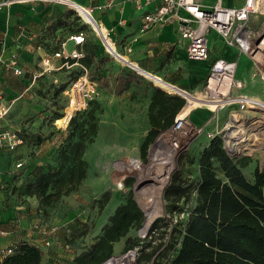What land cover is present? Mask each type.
I'll list each match as a JSON object with an SVG mask.
<instances>
[{"label": "rangeland", "instance_id": "374dc122", "mask_svg": "<svg viewBox=\"0 0 264 264\" xmlns=\"http://www.w3.org/2000/svg\"><path fill=\"white\" fill-rule=\"evenodd\" d=\"M96 1L92 0L91 4L93 6L97 5ZM237 1L233 0L234 3ZM80 2L87 4L89 0H84V2L80 0ZM67 11L69 13L65 14ZM70 11H72V14ZM58 17H60L58 23H63V18L68 19L67 17H69V22L72 18H75L73 10H69L66 6L59 9ZM17 25H19V28L21 27L20 24ZM27 32L28 35H31V32ZM87 34L90 36L91 43L93 41L99 45L98 47H102L101 40L93 29H89ZM216 40L221 44L219 38ZM115 42L117 51L123 53L125 60L119 61V59L106 52L104 48L102 51L99 50L98 54L102 58V63H98V56L96 59H91L87 69L91 78L98 84V96L88 100L85 107L79 109L76 120L69 123L68 126L69 117L75 104L72 103L69 106L68 97H63L60 89V85L67 84V70H62L61 73L56 75L58 77L57 82H51V80L44 79L41 76L35 84L30 85L28 80H20L16 77L21 84L18 85L17 91H13L11 94V96L17 97H10L5 101L8 109L0 118V129L18 131L24 139L23 144L16 149V152L0 154V170L5 172L12 170L17 158L23 159V165L26 169L24 171L47 172L61 168L64 173L67 167L73 164V155L64 154L67 148L80 136L84 138L85 142L88 139L93 141L87 143L82 155L87 164L85 178L68 195L60 194L57 198L53 197L43 210L38 209V201L34 197L28 198L19 195V188L17 190L18 186L21 189L23 188L31 178V174L23 171V176L20 179L16 176L12 177L13 182L11 184L17 183L18 186L13 187L10 195H3L1 197L3 200L0 201V223L7 225V229H3L7 231L0 235V247L3 248L8 245L12 237L17 239L21 237L23 240L33 242L32 234L36 231L32 228V224L41 220L45 224L44 229L47 227L45 230L46 236L50 241L49 246L44 248L42 257L51 247L54 248L57 259L63 261L58 264H71L73 254L88 248L95 240L98 226L101 223L100 214L97 212V199L105 190H109L111 195L115 197L114 202L119 198L118 196L125 199L128 191H131L132 197L143 210L142 223L144 222V207L139 201L137 190H133V184L147 177L149 181L142 184L139 189L148 187L149 183L153 181L151 180L152 175H147V173H150L148 169L152 167L153 163L164 162L165 158H162V156L168 151L166 146L170 145L167 141H163L161 146L155 147L154 145L151 147V142L147 147L145 156H142L141 146L149 128L147 107L150 94L141 91L140 88L133 87L116 94L113 90L112 78L120 70L130 69L143 76L146 81L160 87L151 76L140 73L139 68L152 75L159 76L175 88H182L197 95L203 87L205 74L202 78V74L191 68L188 63L189 58L185 57L183 52L180 54L174 51L171 45L168 46L172 47L170 60H164L163 62L155 60L152 63L151 58L156 56L157 51L151 53V51L148 52V48L132 47L131 42L129 43L131 49L125 51L122 44L119 45L117 41ZM213 51H217V46L213 48ZM146 53L151 54L147 56ZM145 63H149V69L145 68ZM198 64L202 66L203 70L207 69V61H201ZM34 66L36 67V65ZM6 70L11 71L10 69ZM71 71L73 73L78 72L75 68H72ZM249 73V61L245 55H242L238 61V76L248 82V85H250ZM190 78H193V82L188 83L186 79ZM106 80L108 85L104 83ZM254 86L255 91L250 87H247L245 91L256 92L259 98L264 100V93H262L260 85ZM163 90L166 93L176 95V90L172 92ZM190 109L192 110L187 113L186 118L195 125H203L210 113L208 108L193 104ZM223 116L222 112L220 122H222ZM207 131V127L204 128L185 150L178 152L174 157L171 172L159 193L160 211L154 215L149 224L150 227H148L146 233L144 232L147 235L153 224H156L157 229L154 230L152 237L140 241L142 245H145L143 247L133 245L128 249L124 248L128 238L132 240L136 237L143 239L142 232H139L141 223L139 227L130 229L125 237L114 244L111 256H123L131 250L135 254L133 264H137L136 261L140 255L154 248L153 264H170L165 253L167 255L172 254L173 249L170 250V245L173 241L171 235H168L167 232V235L163 236L164 234H162L161 236V226L167 231L171 228L182 227L188 212L195 204L196 183L199 177L198 158L202 149L210 141ZM158 136L159 134L156 138ZM130 159L139 160L143 168L141 167L135 172L123 173L120 166ZM256 168H264L263 150L256 159H251L246 166L241 168V171L248 180H252ZM16 172L19 175L22 174L21 170ZM174 177L182 184H189L190 188L187 200L181 199L178 203L170 205L164 198V192ZM129 178H132V184L127 186L126 181ZM145 188L143 191L147 193L146 190L148 189ZM64 189L65 187L62 188V191ZM54 190L55 188L49 189V192L52 193ZM29 204L33 208H27ZM84 229L87 231L85 234L83 233ZM35 234L38 237L40 235ZM159 243L162 244L158 245ZM62 254L65 256H57ZM142 263L148 264V262L145 263V260H142Z\"/></svg>", "mask_w": 264, "mask_h": 264}, {"label": "built area", "instance_id": "2783aa9c", "mask_svg": "<svg viewBox=\"0 0 264 264\" xmlns=\"http://www.w3.org/2000/svg\"><path fill=\"white\" fill-rule=\"evenodd\" d=\"M126 1L142 8L136 29L139 33L173 25L186 56L192 60L207 61L203 87L197 95L182 88H175V93L184 98L185 104L175 116L174 123L159 133L158 140L163 138L170 147L181 152L207 127L209 139L218 137L224 152L230 158L256 159L260 152L264 151V100L260 99L256 92H247L245 89L250 87L255 91L254 85H260L264 93V0H243L237 6L226 5L224 0H215L210 5L201 0ZM113 2L114 0H107L97 7L106 9L111 7ZM39 3L62 5L73 10L77 25L70 26L75 27L74 30L67 27L65 35L55 44V48L41 58L40 70L26 71L15 53H11L6 59L0 53V67L10 69L19 78H27L30 85L46 72L67 70L68 80L62 89V95L68 97L69 106L75 104L72 116L81 107H85L88 100L98 96L97 82L91 78L87 67L80 63V58L85 54L83 45L88 30L95 31L104 50L110 55L119 60H124V56L115 47L116 42L112 35L114 29H105L98 24L92 15L95 9L92 5L85 6L74 0H0V12L9 11L14 4L33 7ZM81 11L88 14L90 20L85 19ZM117 22L123 24L124 19L120 18ZM83 24L87 27L77 29L78 25ZM212 34H215L222 44L215 53L212 52L215 47ZM129 43L122 44L125 51L131 49ZM227 50H232V53L226 54ZM242 55L249 61L250 85L238 76V61ZM52 59L57 62L53 63ZM72 68L78 72L73 73ZM2 94L0 93V118L8 109ZM192 99L197 100V106H206L210 111L203 125H195L186 118L187 113L192 110ZM222 112L224 116L220 122ZM22 144L23 138L19 136L18 131L0 129V154H12ZM18 170L22 173L26 169L23 159L16 158L12 170L0 171V195H10L12 188L18 186L17 183L11 184L13 176L18 179L23 176V173L19 175L16 172ZM27 208L33 206L29 204ZM44 225L41 220L32 224L36 231L34 233L41 236L42 251L43 247L50 244L45 231L47 227L44 229ZM148 227L150 226L143 229L141 225L139 228L142 237L146 236ZM4 232L6 231L0 229V235ZM130 252L134 258L133 251L127 253ZM9 253L11 244L0 247V261L3 255Z\"/></svg>", "mask_w": 264, "mask_h": 264}, {"label": "trees", "instance_id": "16d2710c", "mask_svg": "<svg viewBox=\"0 0 264 264\" xmlns=\"http://www.w3.org/2000/svg\"><path fill=\"white\" fill-rule=\"evenodd\" d=\"M70 12L72 14V11ZM68 13L69 11L65 14ZM76 19V16L72 18L71 23L67 24L68 27H71V24L77 25ZM86 27L85 24L78 25L77 29ZM71 28L74 30L75 27ZM97 48V44L93 41L91 43L90 36H87L83 45L85 54L80 58V63L87 67L91 59L98 58ZM98 63H102V58L99 57ZM104 83L108 85L107 80ZM65 85H60V89ZM112 86L116 94L132 87L150 94L147 107L149 128L141 146L144 157L148 145L160 132L174 123L175 116L184 106L185 100L177 94L166 93L163 90L165 88L153 85L130 69L120 70L112 78ZM78 111L70 117L67 126L76 120ZM92 141L88 139L85 142L80 136L67 148L64 154L73 155V164L69 165L64 173L61 168L47 172L29 170L31 178L22 189L17 187L19 195L34 197L38 201L39 210H43L53 197L68 195L86 176L87 164L82 155L87 143ZM250 160L248 157L236 160L230 158L224 152L218 137L212 138L202 149L198 158L199 177L194 206L188 212L182 227L167 231L161 226V236L167 235V232L173 241L170 245V250L173 249L171 256L165 253L170 264H264V168H256L252 180H248L241 168ZM131 184L132 178L127 179L126 185ZM63 187L65 189L62 191ZM52 188L55 190L50 193L49 189ZM189 188V184H182L174 177L164 192V198L170 205L178 203L181 199L187 200ZM110 199L109 190H105L97 199L99 214ZM143 215V210L132 197V192L128 191L124 201L101 226L95 240L88 248L77 252L72 257L71 264H101L107 260L112 254L114 244L125 237L130 229L141 225ZM155 229L156 224H153L143 239H126L124 248L128 249L133 245L145 246L140 241L150 239ZM86 232L84 229L83 233ZM160 244L162 243L158 245ZM42 253L39 245L22 239L11 244V253L3 255L0 263L40 264ZM153 253L154 248L140 255L137 264H143L142 260L153 264Z\"/></svg>", "mask_w": 264, "mask_h": 264}, {"label": "crops", "instance_id": "0c3cea01", "mask_svg": "<svg viewBox=\"0 0 264 264\" xmlns=\"http://www.w3.org/2000/svg\"><path fill=\"white\" fill-rule=\"evenodd\" d=\"M79 2L85 6L92 5V0L89 2L82 3L80 0H74ZM84 2V0H82ZM107 0H97L95 3V9L93 11V16L97 20L98 24L105 29L113 28V38L118 44H124L125 42H131L132 47H137L141 49L148 48V52L157 51L156 56L152 57V63L156 60L157 62H163L164 60H170L171 58V48L180 54L183 52L185 57V50L183 48V44L179 39L178 33L175 31L173 25H166L162 28H156L149 30L145 33H139L137 29V25L139 22V17L142 12V8H137L133 2L126 0H114L113 5L106 9H99L97 6L102 5ZM204 4L210 5L215 0H201ZM243 0H238L237 2H233V0L223 1L226 5L237 6L242 3ZM93 6V5H92ZM62 8V5H53L49 3H39L33 7H30L25 4H17L12 5L9 11H1L0 12V53L3 58H8L11 53L16 54V58L19 63L26 69L28 72H32L35 70H40L42 68L41 58L45 55L46 52H50V50L54 47L55 44L62 39L67 30V25L69 22V17L63 18V23L61 25L58 23V12L59 9ZM68 8V7H67ZM71 10V9H69ZM9 13V14H8ZM72 16V15H71ZM123 18L124 23L118 24V19ZM72 21V19H71ZM66 23V25H64ZM20 24L21 27L19 28ZM76 24V23H75ZM19 28V29H18ZM25 29V30H24ZM31 32V35H28V32ZM212 40L215 42L214 46L218 43L216 40L218 37L215 34H212ZM172 47H168V46ZM222 44L218 43V47ZM97 46H99L97 44ZM216 46L214 48H216ZM99 50H103V46L98 47L96 49V54H99ZM142 53L145 55L144 51ZM151 53H146L147 56ZM215 53V52H213ZM231 54L232 50H227L226 54ZM150 56V55H149ZM182 56V55H181ZM120 61V60H119ZM149 61V59H147ZM202 60H192L189 59L188 63L191 65V68L194 69L197 73L202 74V78L204 77V73L206 70L202 69V66L198 64ZM53 63H56L57 60L52 59ZM143 62V61H142ZM176 62V61H175ZM174 62V63H175ZM173 64V62H171ZM36 65V67L34 66ZM146 69H149V63H145ZM199 66V67H198ZM204 71V72H203ZM58 72V73H57ZM61 73V71H52L46 72L43 74L42 78L51 80V82L58 81L57 74ZM15 76L11 71L6 69H2L0 67V93L5 96V101H7L11 96L13 91H17L18 85L21 84L17 81L19 77ZM41 77V76H40ZM39 77V78H40ZM51 78V79H49ZM20 80H28L27 78H19ZM193 78L186 79V81L193 82ZM56 80V81H55ZM204 80V79H203ZM36 82V81H35ZM35 82L33 84H35ZM204 83V81H203ZM10 93V94H9ZM2 171V170H0ZM0 195V201L3 200ZM114 202L113 195H111V199L106 204L102 212L100 213V225L98 226V232L100 231L101 226L107 221L108 216L114 211V209L121 204L124 199L120 196ZM120 201V202H119ZM9 215V213H8ZM0 229H7V225L0 223ZM7 231V230H5ZM97 232V233H98ZM96 233V234H97ZM33 233V242L39 246L41 245V236H37V234ZM22 240L21 237L11 238L8 242V245L13 244ZM6 245V246H8ZM5 246V247H6ZM60 247V246H59ZM43 247V251H44ZM77 253H74L75 255ZM59 257H63L65 255H57ZM63 262L57 259L54 254V248H49L42 257L40 264H58Z\"/></svg>", "mask_w": 264, "mask_h": 264}, {"label": "bare ground", "instance_id": "6f19581e", "mask_svg": "<svg viewBox=\"0 0 264 264\" xmlns=\"http://www.w3.org/2000/svg\"><path fill=\"white\" fill-rule=\"evenodd\" d=\"M81 13L85 19L90 20V17L88 14H86L84 11H81ZM141 72L146 74L144 70L143 71L141 70ZM152 79L157 85L165 88L168 91L172 92L175 90V87L171 83L167 82L166 80L160 78L157 75H152ZM192 102L193 104H196L197 100L192 99ZM163 141L166 142V140H164L163 138L158 140L155 143V147L161 146ZM166 148L168 149V151H166L164 156H162V158H165L164 162L163 163H153L152 167L148 169L149 170L148 172L150 173H147V175L151 174L152 175L151 180H153L151 183H149L148 187L146 188L144 187L145 189H148L146 190L148 191L147 192L148 194L144 193L143 191L144 188L137 190V196L139 197V201L144 207V212H145V218L143 222L144 229L150 224L154 215L160 211V205L158 204L159 193L161 191L163 184L166 182L171 172L174 157L179 152L178 149H174L170 146H166ZM120 167H122L123 173L130 172V171L135 172V171H138V169L142 167V163L139 160L130 159L128 160V162L126 161L125 163L121 164ZM133 259H134L133 254L130 252V253L125 254L124 256H112L108 258L107 260H105V262H103L102 264H133Z\"/></svg>", "mask_w": 264, "mask_h": 264}, {"label": "water", "instance_id": "95a60500", "mask_svg": "<svg viewBox=\"0 0 264 264\" xmlns=\"http://www.w3.org/2000/svg\"><path fill=\"white\" fill-rule=\"evenodd\" d=\"M138 70H139V72L140 73H142L141 72V70L142 69H139L138 68ZM143 71V70H142ZM144 72H146V71H144ZM142 74H144V73H142ZM144 75H149V76H151V78H152V74L151 73H149V72H146V74H144ZM156 141H158V138H156V140H154L153 142H152V145H151V147H153L154 145H155V143H156ZM150 147V148H151ZM149 181V179H143L142 181H139V182H135L134 184H133V190H138L141 186H142V184H145L146 182H148ZM142 228H143V223H142ZM144 229V228H143ZM110 257H112V256H110ZM109 257V258H110ZM105 262V261H104ZM103 263V262H102ZM101 263V264H102Z\"/></svg>", "mask_w": 264, "mask_h": 264}]
</instances>
